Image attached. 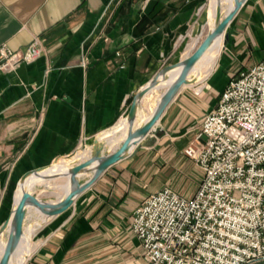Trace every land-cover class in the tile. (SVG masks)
I'll list each match as a JSON object with an SVG mask.
<instances>
[{
	"label": "crops",
	"instance_id": "1",
	"mask_svg": "<svg viewBox=\"0 0 264 264\" xmlns=\"http://www.w3.org/2000/svg\"><path fill=\"white\" fill-rule=\"evenodd\" d=\"M204 2L0 0V42L18 51L38 36L43 47L35 61L0 71V224L24 171L90 144L124 117L139 86L183 56ZM238 11L230 25L242 15L251 27L233 33L229 25L225 47L246 55L248 65L238 63L246 68L264 57V0H247ZM188 88L173 97L147 145L41 226L24 264H146L130 225L133 210L163 186L191 197L203 175L183 150L217 102L204 103ZM143 102L145 113L152 102Z\"/></svg>",
	"mask_w": 264,
	"mask_h": 264
},
{
	"label": "built area",
	"instance_id": "2",
	"mask_svg": "<svg viewBox=\"0 0 264 264\" xmlns=\"http://www.w3.org/2000/svg\"><path fill=\"white\" fill-rule=\"evenodd\" d=\"M42 52L38 36L18 51L0 42V71ZM225 84L183 150L203 173L196 192L163 186L130 216L146 264L264 261V57Z\"/></svg>",
	"mask_w": 264,
	"mask_h": 264
},
{
	"label": "water",
	"instance_id": "3",
	"mask_svg": "<svg viewBox=\"0 0 264 264\" xmlns=\"http://www.w3.org/2000/svg\"><path fill=\"white\" fill-rule=\"evenodd\" d=\"M246 1L247 0H234L232 7L225 13L221 12V4L218 3L215 9L216 14L214 23L194 51L184 57H180V59L176 61L174 59H168L163 66L155 71V74L149 80L138 87L124 115L127 119V127L125 135L117 147H109L107 150L104 149L105 144H108L110 138H101L100 135L104 132L102 131L96 135L90 144L86 145L81 143L82 147H87V149L90 150L89 155L85 158H73L75 155L74 152L60 158L68 161L70 165L68 172L62 173L63 176L68 173L70 177V187L67 191L68 193L64 197L52 202L51 200L39 197L38 194L23 188L25 180L29 175L34 173L38 174L39 171L50 167L53 162H56V159L50 164L28 169L17 178L18 180L12 192L13 202L11 210L5 220L0 224V234L6 233V243L2 251L3 253L0 256V264H8L14 249L21 241L28 213L27 206L29 204L35 206L47 216L46 222L44 223L46 224L48 220L54 218L56 215L68 211L84 190L96 182L100 175L112 164L125 158L132 157L142 146L147 145L152 140L153 135L157 132L156 123L173 97L181 88L191 86L196 82L197 77L192 76V78H189V74L197 60L201 58V55L209 48V45L216 37L223 35V48L227 45L229 42V25ZM177 67H180L177 77L170 82L164 90L153 92L152 97L147 99V94L152 92L153 89L158 88V84L162 79L166 78L169 71ZM159 92L160 95L155 99ZM154 99L156 102L148 117L141 120L139 124H136L138 112L141 108L143 110L144 107L143 101L152 102L153 104ZM83 176L86 177L83 178ZM20 187L22 188L21 195L18 200L14 202L16 191ZM9 225L10 227L7 229ZM30 255L31 253L27 258Z\"/></svg>",
	"mask_w": 264,
	"mask_h": 264
},
{
	"label": "bare ground",
	"instance_id": "4",
	"mask_svg": "<svg viewBox=\"0 0 264 264\" xmlns=\"http://www.w3.org/2000/svg\"><path fill=\"white\" fill-rule=\"evenodd\" d=\"M221 4V12L225 13L227 10H229L234 0H208L206 4V10L208 12L207 20L205 24L203 25V31L202 34L199 36L191 37L188 41L186 48L183 52V56H186L194 51V49L201 43L200 41L205 37L208 30L211 28V26L214 23L215 19V9L217 4ZM201 10V9H200ZM223 35H220L219 37H216L213 42L209 45V48L201 55V58L197 60L193 68L191 69V72L189 74V78H192V76H196L197 80L196 82L191 85V87H194L195 89L200 86H205L204 83L206 80L210 77V75L213 73L214 68L216 67L218 60L220 58V53L223 50ZM180 67H177L173 70H170L167 74L166 78L162 79L160 83L158 84V88H155L147 94L146 98L149 99L152 97L153 92L159 90H164L167 85L172 82L178 75ZM160 95V92L157 93L156 98ZM156 102V101H155ZM151 104V106H148L146 112L144 113V110L142 108L138 112V118L136 121V124H139L141 120L148 117L149 113L152 111L153 106L155 104ZM144 105V103H143ZM144 108V107H143ZM146 108V107H145ZM127 127V119L124 116L122 119L117 121L114 125L111 126L109 130H106L102 133L101 138H110L108 142V147H117L119 142L123 139L125 135V130ZM90 153V150H82L81 152H77L73 158L82 159L88 156ZM70 165L68 161H65L64 159H60L59 161L53 162V164L50 167H47L41 171H39L38 174L34 173L27 177L25 180V183L23 185V188L28 189L33 192V189L36 186H39V183H48L53 186V188L57 189V197L54 200H51L52 202L61 199L64 197L68 192V189L70 187V177L67 173V175H62V173L68 172ZM22 188L20 187L16 191L14 202H16L21 195ZM41 197V196H40ZM28 212L33 211L35 216L30 224L27 225V223L24 226L23 234L21 241L14 249L10 260L8 264H23L27 256L32 253V250L36 247L37 242L33 240V236L36 233V231L41 228V226L46 222L47 216L43 214L41 211L38 210L33 205H28ZM11 225V224H10ZM10 225L7 229H9ZM5 232L0 234V256L2 255V251L4 249L5 243H6V237Z\"/></svg>",
	"mask_w": 264,
	"mask_h": 264
},
{
	"label": "rangeland",
	"instance_id": "5",
	"mask_svg": "<svg viewBox=\"0 0 264 264\" xmlns=\"http://www.w3.org/2000/svg\"><path fill=\"white\" fill-rule=\"evenodd\" d=\"M207 1L208 0H205V2L203 3L202 9L198 12L196 18L191 23L189 35L186 36V39L184 41L186 45L191 37L199 36L202 34L203 25L205 24L207 20V15H208V12L206 10ZM242 18H243L242 15L238 16L237 19L230 25L229 31H232L234 33L235 31H237V29L238 31H244V30L249 29V27H251L249 26L250 24L249 21L246 18L244 20L245 22L243 23L241 21ZM257 55L258 54L250 55L249 58H253V57L255 58V56L257 57ZM246 57H247L246 55L239 54L235 50L233 51L232 48L224 47L222 52L220 53V58L218 60V63L216 67L214 68V71H213L214 73L213 75L210 76V78L206 80V82L204 83L205 86L203 87L199 86L198 89H195L194 87H192V88H188L187 90H190L191 92H193L195 96L201 97L204 103H207V104L216 103L218 101V96L222 88L224 87L225 81L230 76L234 75L237 71H239L240 64L238 63L240 62L242 65H248L246 64L247 61H244V60H247ZM155 99L153 102H155ZM108 148H109L108 145L105 144L104 149L107 150ZM83 149L84 147L81 146V148L76 150L74 154H76L77 151L81 152ZM59 159H56L55 161H58ZM85 177L86 176H83V178ZM39 184H40L39 186H36L33 189V192L38 194L39 197L41 196L47 200H54L57 197V189L53 188L51 184H48V183H39ZM34 216L35 214L33 211H29L27 213V217L25 220L27 225L31 223ZM39 229L36 231V233L33 236V240L36 242L38 241V237H39L37 236Z\"/></svg>",
	"mask_w": 264,
	"mask_h": 264
}]
</instances>
